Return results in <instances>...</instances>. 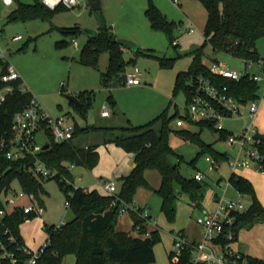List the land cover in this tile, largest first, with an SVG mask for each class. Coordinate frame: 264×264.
<instances>
[{"label":"rangeland","instance_id":"rangeland-1","mask_svg":"<svg viewBox=\"0 0 264 264\" xmlns=\"http://www.w3.org/2000/svg\"><path fill=\"white\" fill-rule=\"evenodd\" d=\"M25 4L33 0H21ZM154 4L170 21L173 27L170 35L162 29L151 26L146 10ZM102 13L107 25L117 38L134 41L140 46V51L133 52L129 48L124 50V58L129 61L127 71L138 67L141 72L142 82L138 85L124 83L120 76H114L105 87L102 74L107 71L109 54L101 53L97 67L86 66L80 61L81 49L88 40L84 29H100L95 13L91 8V0H80L78 6L55 10L52 16H30L11 20L9 14L17 4L6 5L0 0V46L3 48L6 59L19 71L23 87L28 88L37 96L42 105L53 116L69 115L79 125L86 126H128L141 125L154 119L159 114L167 111L168 114L177 112V117L171 121L173 129L176 120L184 115L188 104L186 91L183 87L175 89L176 76L179 72L188 71L193 63L196 53L201 50V60L207 66L218 61L239 73L244 72L245 62L224 51L214 50L210 44H204V28L207 21V11L199 0H101ZM191 22L195 28L194 33L186 30ZM79 25L81 32L77 35H65L62 27ZM21 35V40H13L14 36ZM132 36V37H126ZM66 40L65 46H58L57 42ZM257 50L264 58V36L256 43ZM144 51H153L158 55L173 58L169 66H162L155 57L144 54ZM250 73L262 74L257 65L248 68ZM189 80L185 79V84ZM262 84V82H261ZM81 91H90L91 102L85 105V111L79 113L76 105L67 98V94L77 95ZM112 94L116 106H112L108 95ZM259 111L256 124L264 134V93L259 91L256 98ZM249 102V101H248ZM109 107L111 116L102 117L101 110ZM248 109L245 105L242 114L223 120L228 134L238 135L249 122ZM188 128L198 131L195 124ZM98 133V132H96ZM98 135H100L98 133ZM85 133L78 141L86 140ZM201 137L207 144H212L219 152H226L235 156L237 149L231 146L226 137H221L218 131L209 127L201 130ZM40 143H46L50 137L46 131L37 134ZM170 143L174 153L170 156L172 163L178 164L180 172L187 178L201 171L206 174L202 181L201 196L197 202H191L187 191L176 187L177 199L175 201V217L169 219L161 209L162 198L155 191L161 183V175L157 170L147 171L152 189L141 188L136 193L134 200L137 204H146L150 214L148 225L152 229H159V240L154 244L156 261L152 264H173L174 257H170L174 248V236L183 232L186 241H200L203 239V229L198 223V218L208 215L217 207V198L222 197L225 189L226 197H237L239 193L230 183L229 159L222 158L216 162L217 167L210 169V162L206 157L213 158L211 152L200 153V147L191 140H186L174 131L170 133ZM101 154L104 156L102 165L111 168L112 161L118 155H107L106 146H102ZM120 149V148H119ZM72 183L74 186L91 188L96 182L92 171L84 165L71 167ZM105 173V172H104ZM250 179L256 193L264 205V173L256 167L241 168L236 171ZM105 181L114 180L112 175H103ZM43 190H40L41 205L37 198L28 194L19 196L23 191L18 179H15L8 192H4L1 199L7 210L17 205H36L38 215L26 220L20 227V233L32 249L42 245L47 237V226L60 225L74 218L72 208L66 205L68 196L63 191L55 178H39ZM117 185V183H116ZM99 188V187H98ZM24 192V191H23ZM7 197L13 202H8ZM244 204H251V197L243 194ZM131 215L120 217L118 228H130ZM123 225V226H122ZM235 251L245 252L250 256L264 260V221H258L250 226L240 228L238 238L231 243ZM63 264H76V256L69 253L64 257Z\"/></svg>","mask_w":264,"mask_h":264},{"label":"trees","instance_id":"trees-1","mask_svg":"<svg viewBox=\"0 0 264 264\" xmlns=\"http://www.w3.org/2000/svg\"><path fill=\"white\" fill-rule=\"evenodd\" d=\"M199 1L207 11L204 44H210L214 50L230 53L243 60H264L256 46L257 40L264 36V0ZM54 11L44 6L41 0H33L30 4L19 1L9 17L11 20L38 15L49 17ZM146 14L154 29H162L170 35L174 23L170 22L154 4L149 5ZM60 30L65 35H77L81 32V27L75 25L62 27ZM170 40L173 42L171 35ZM67 43L63 40L57 42V45L65 46ZM104 51L109 54V64L107 71L102 74V84L108 87L114 76H120L124 82L129 61L124 58L122 45L112 27L108 25L99 29L97 37L88 38L81 49L80 61L86 66L97 67L100 55ZM137 52L142 51L139 49ZM144 54L157 58L162 66H169L173 62V58L158 55L153 51H144ZM199 73L210 74L209 67L201 60L200 49L189 70L177 74L175 89L183 87L187 94L189 85L185 84V79L190 80ZM223 81L228 83L230 91L244 102L259 97L260 85L247 76L240 80L223 79ZM4 85L0 78V89ZM22 85V79L14 81V90L8 93L6 99L0 103V211L5 210L4 214L0 215V242L4 243L6 249L16 253L17 264H24L28 254L18 250V243L8 240L9 234L15 235L19 242L24 241L20 227L26 220L36 217L39 211L25 213L18 207L7 210L1 196L4 192H8L12 182L18 179L23 191L28 195L32 194L41 205H44L40 198V190H43L42 183L29 170L36 157L27 155L11 159L7 156V147L1 146L3 139L8 140L12 136L14 115L24 109L34 95ZM76 96L85 111V105L91 102L90 91H81ZM107 100L113 107L116 106V100L112 94L108 95ZM177 116V112L170 115L165 111L145 124L121 127H79L75 123L73 139L61 143L55 142L50 131H46L50 137L47 141L49 147L44 148L38 157L58 171L56 176L49 178L58 180L68 196L67 201L70 202L69 206L74 212V218L60 226H47L50 244L38 258L37 264H63L64 257L69 253L75 254L76 264H152L156 261L154 244L160 238L159 229H154L149 236H145L146 229H143L140 234H132L131 230L118 228L120 214L117 207L110 206L112 196L102 194L96 189L89 191L81 186H74L71 166L84 165L92 169L99 162L98 146L115 143L126 152L133 153L135 162L132 171L120 179V197L126 202H131L139 188L152 189L146 177V171L157 170L161 175V183L155 191L162 198V211L169 219H173L176 212V187L187 191L191 202H197L201 196L202 181L197 180L195 176L191 178L183 176L178 164L172 163L170 156L174 153V149L170 143V133L174 131L180 137L195 142L200 147V153L211 152L217 161L228 158L226 152L215 150L212 144H207L202 139L201 130L204 127L212 129L210 124L195 123L200 128L198 131L188 128L173 129L171 121ZM90 131L98 132L100 140L86 144H83V140L78 141L81 135ZM220 135L225 137L227 131L220 132ZM260 137V151L264 156V134ZM229 180L239 193L251 197L248 209L236 215L234 230L238 238L240 228L264 221V205L250 179L232 172ZM131 217L133 218L132 229L137 223H144L133 214ZM6 230L9 233H5ZM246 256L250 264H264L262 259L248 254ZM190 257L189 251H183L180 261L173 264H190ZM0 264L13 263L9 258L1 257Z\"/></svg>","mask_w":264,"mask_h":264},{"label":"built area","instance_id":"built-area-1","mask_svg":"<svg viewBox=\"0 0 264 264\" xmlns=\"http://www.w3.org/2000/svg\"><path fill=\"white\" fill-rule=\"evenodd\" d=\"M1 1L6 5H12L18 4L21 0ZM174 1L178 2V0ZM41 2L47 8L57 10L74 8L79 5L80 0H41ZM186 30L189 33L195 32V28L191 22L187 24ZM21 39V35L13 37V40ZM244 62L245 70L242 73L232 70L221 62L214 61L208 66L210 69L209 75L199 73L193 76L188 83L189 88L186 94L188 104L185 114L179 116L176 120V126L188 128L189 124L203 122L210 124L212 129L219 133L227 131L226 140L237 149L235 156L228 155L232 172H236L241 168L256 167L264 173V156L260 151V136L262 133L256 124V117L260 106L256 99L244 102L236 97L230 91L229 84L223 81V79L240 80L247 76L249 79L256 81L260 85L259 91H263L264 93V60H244ZM254 65L261 68V75L249 72L248 68ZM0 78L5 84L0 89L1 103L6 99L7 94L14 90L13 82L22 79L16 67L6 59L5 52L1 46ZM141 82V72L138 67H135L133 71L126 70L124 83L138 85ZM245 105L248 109L250 121L240 134H228V130L223 125V120L234 115H241ZM101 115L104 117L109 116V107L104 106ZM47 130L50 131L55 142L70 141L74 137L75 122L68 114L56 117L51 115L42 105L40 99L33 95L30 103L14 115L12 136L8 140L3 139L1 141V146L7 147L8 158L18 159L27 155L35 156L36 160L29 170L38 178L54 177L58 173L57 170L51 168L38 157V154L44 149L43 146L47 142L44 144L40 143L37 139V134L40 131ZM206 159L210 162V169L218 166H215L217 160L214 157L207 156ZM194 176L197 180L203 181L206 174L199 171ZM104 187L109 195L112 196L110 206L117 207L120 216L133 214L142 219L144 225L137 223L133 230L135 233L140 234L143 229H146L144 235L149 236L152 230L149 229L148 225L151 217L148 210L138 205L134 200L131 202L124 201L119 195L115 182H107L104 184ZM226 191L225 189L222 197L217 198L218 204L216 209L208 215L199 217L197 220L203 229L202 240L188 242L183 232L177 233L174 236L175 250L171 251V257H174L175 263L180 261L183 251H189L191 253L190 264H250L245 253L235 251L231 246V243L237 240L236 231L234 230L236 215L246 211L248 206L244 204L243 194L227 198ZM24 195L26 193L22 191L18 194V197ZM29 196L33 197L32 194ZM7 201L13 202L8 197ZM66 205L69 206L70 202L66 201ZM15 207L22 208L25 213L38 211L36 205H17ZM4 212L5 210H1L0 215L4 214ZM5 233H9L8 230ZM8 240L12 243H18V250L28 254L24 264H37L38 258L50 244V240L47 237L46 241L37 249H31L25 241L19 242L13 234H9ZM0 251H2L0 252V258H9L13 264H17L16 253L6 249L3 242H0Z\"/></svg>","mask_w":264,"mask_h":264},{"label":"crops","instance_id":"crops-1","mask_svg":"<svg viewBox=\"0 0 264 264\" xmlns=\"http://www.w3.org/2000/svg\"><path fill=\"white\" fill-rule=\"evenodd\" d=\"M98 31H99V29H98ZM126 37L130 38L132 36H126ZM122 48H123V54H124V50H125L126 47L122 46ZM139 49H140V46H139ZM133 52H135V51H133ZM25 89H28V88H25ZM110 116H111V112H110V115L106 116L105 118L110 117ZM102 117H104V116H102ZM103 127H105V126H103ZM106 127H117V126H106ZM181 128H186V127H181ZM87 134H88V137H87L86 140H83V144L90 143V142H96V141L100 140V136L95 131H90ZM102 146H106V148H107L105 154H107L109 156H111L112 154L113 155H118V158L114 159L112 161V164L110 166L111 168H108V167L102 165L103 164L102 161H103V158H104V156H102V154H101V149H100ZM97 151L99 152V162L92 169H89L90 171H92V174L94 175V179H96V182L92 185L91 188H87V187H84V188L86 190H89V191L93 190V189H96L102 194H109L108 191L105 189L104 184L107 183V182L113 181V182L117 183L116 186H117V189L119 191L120 185H121V180H120L121 177L128 175L132 171L134 166H135L134 154L126 152L122 147L116 145L115 143L100 144L98 146V148H97ZM147 171H149V170H147ZM147 171H146V177L149 180V174L150 173H148ZM104 174L112 175L114 177V180L112 179L111 181L110 180L109 181H105L104 178H103ZM149 182H150V180H149ZM139 189H141V188H139ZM134 201L136 202V200H134ZM138 205H140V204H138ZM140 206L145 207L147 209L146 204H141ZM120 217H123V215L120 216ZM129 217L131 219V224L129 226L130 228H124L123 227L121 229L131 230L132 234H137L132 229L133 228V218L131 216H129ZM118 223H120V219H119ZM149 229L154 230V229L150 228V226H149ZM243 253H245V252H243ZM245 254H247V253H245Z\"/></svg>","mask_w":264,"mask_h":264},{"label":"water","instance_id":"water-1","mask_svg":"<svg viewBox=\"0 0 264 264\" xmlns=\"http://www.w3.org/2000/svg\"><path fill=\"white\" fill-rule=\"evenodd\" d=\"M91 8L95 13L99 27L100 28L105 27L107 25V21L105 20L104 15L102 13L101 0H91ZM83 31L88 36V38L97 37L99 33L98 30H91V29H84ZM118 41L122 46L127 47L132 51H137L139 49V45L132 40L119 38ZM66 96L69 99V101L73 102L76 105L79 113L84 111V108L82 107V103L76 95L67 94ZM48 147H49V143H46L43 146V148H48Z\"/></svg>","mask_w":264,"mask_h":264}]
</instances>
